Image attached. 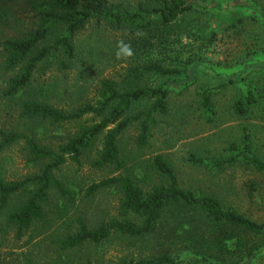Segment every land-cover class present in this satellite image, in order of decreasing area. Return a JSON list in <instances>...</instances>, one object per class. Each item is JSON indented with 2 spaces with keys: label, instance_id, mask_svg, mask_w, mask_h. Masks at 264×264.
Listing matches in <instances>:
<instances>
[{
  "label": "trees",
  "instance_id": "obj_1",
  "mask_svg": "<svg viewBox=\"0 0 264 264\" xmlns=\"http://www.w3.org/2000/svg\"><path fill=\"white\" fill-rule=\"evenodd\" d=\"M18 1L34 12L35 21L14 36L0 37L1 69L10 74L0 84V108L11 114L10 122L0 123V216L17 228L18 237L34 223L57 218L64 220V237L58 241L62 251L79 253L114 235L139 242L151 239L161 246L157 254L123 258L118 264H181L185 259L202 264H264V222L226 207L217 195L184 188L176 168L162 154L146 159L139 154L126 166L120 145L133 126L138 149L147 147L159 116L169 112L168 81L188 78L195 67L198 71L199 65L207 66L205 51L218 43L221 33L240 32L250 20L263 21L248 15L216 29L195 15L199 3L206 4V10L218 3L214 0H197V5L193 0H137L133 5L120 0L0 3ZM111 64L125 65L123 77L99 76L93 99L79 97L87 82ZM53 65L64 74L77 68L82 84L62 89L58 81L40 84L38 70L45 74ZM144 78L158 79V85L142 84ZM247 81L228 79L212 87L199 86V106L208 122L216 114L213 91L236 84L244 83L246 93L235 111L245 117L254 112L264 93L256 82ZM56 96L66 102L65 107L51 102ZM66 123H75L76 131L57 145L46 144L48 134ZM250 130L246 125L242 128V146L231 144L230 155L212 160V169L222 172L242 163L264 174V159L254 149ZM101 137L102 149L93 165H116L124 172L80 193L78 179L65 175L63 169L69 164L81 167L86 152ZM19 144L27 164L37 169L9 180L4 153ZM190 161L204 164L195 154ZM108 189L120 192L117 216L92 226L77 205L78 197L88 200ZM72 209L76 225L69 223ZM26 262L36 264L32 259ZM0 264H5L1 256ZM70 264L103 263L85 258Z\"/></svg>",
  "mask_w": 264,
  "mask_h": 264
},
{
  "label": "rangeland",
  "instance_id": "obj_2",
  "mask_svg": "<svg viewBox=\"0 0 264 264\" xmlns=\"http://www.w3.org/2000/svg\"><path fill=\"white\" fill-rule=\"evenodd\" d=\"M120 1L133 5L137 0ZM193 1L197 5V0ZM214 2L218 3H214L210 8L207 6V11L205 10L206 4L199 3L196 6L198 12L195 15L203 20V23L212 25L216 29L229 26L232 21L248 15L249 19L258 16L257 19L263 23L250 20L240 32L221 33L218 43L205 51V57L210 61L207 66L199 65L198 71L195 67L190 71L188 78L169 80L168 85L172 88L169 112L159 116L158 123L152 129L149 145L141 150L135 143L136 128L133 126L129 128L120 142L121 160H128L125 164L131 166L132 158L139 154L142 159L151 157L155 153L162 154L176 168L184 188L197 193L217 195L226 207H232L250 218L264 222V174L242 163L227 166L222 172L212 169L211 166L212 160L230 155L228 147L231 144L242 146V128L245 125L251 128L257 155L264 159V97L254 112L245 117L235 111L238 99L245 97L246 85L244 83L213 91L216 114L212 115L214 121L208 122V116L204 115L200 109L198 96L201 85L212 87L228 79L240 80L242 78L253 84L256 82V86L264 93V0L248 2L214 0ZM240 4H244L243 8L235 7ZM0 10L3 13L0 18V37L14 36L18 30H22L35 21L34 12L19 1L1 2ZM88 32H85V35ZM3 56L4 54L0 51V84L10 77V74H5L1 69ZM124 66L111 64L105 70L98 72L99 74L94 75L96 80L90 79L85 86L86 91L82 93L79 91L78 96L83 100L93 99L95 82L98 77L107 76L119 80L124 75ZM36 79L40 84L53 85L58 81L57 83L60 84L58 87L61 89L73 86L75 83L81 85L83 81L78 80L77 68L64 74L58 71L55 65L45 74L38 70ZM158 81L155 78H144L140 82L156 86ZM51 102L56 106H66V102L57 96L53 97ZM68 107H70V102ZM9 119H11L10 111L4 107L0 108V123H8ZM76 129L75 123H66L58 131H51L45 143L57 145L66 135L75 132ZM102 144L101 137L86 152L81 167L69 164L63 169L65 175L78 179L80 193H83L92 183L107 177L120 176L124 172L116 165L102 168L93 165L102 149ZM22 147L21 144L15 145L4 153L9 161L6 165V177L9 180L21 179L37 169L27 164ZM192 154L203 159L204 164L192 163L190 161ZM79 198L77 205H81L92 226L100 220H108L117 216L120 192L116 190L100 191L88 200ZM57 203L61 204L60 201H56ZM71 217L69 223L73 222L72 224L76 225L74 223L76 214L73 209ZM63 222L64 220L57 218L54 222L52 220L47 223L39 221L25 229L23 235L18 237L17 228L8 225L5 216H0V256L3 262L5 264H27L26 261L32 259L36 264H70L80 259L90 258L103 264H118L123 258L149 257L157 254L161 249V246L151 239L139 242L114 235L100 245L84 247L79 253L62 251L58 241L64 237L63 230H61L65 229ZM181 264L202 263L195 259H185Z\"/></svg>",
  "mask_w": 264,
  "mask_h": 264
}]
</instances>
